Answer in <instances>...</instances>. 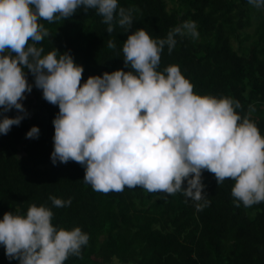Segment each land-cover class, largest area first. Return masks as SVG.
I'll return each instance as SVG.
<instances>
[{"label":"clouds","instance_id":"1","mask_svg":"<svg viewBox=\"0 0 264 264\" xmlns=\"http://www.w3.org/2000/svg\"><path fill=\"white\" fill-rule=\"evenodd\" d=\"M247 2L264 8V0ZM90 9L102 17L108 34L115 26L128 33L137 11L118 0H0V135L27 118L21 102L35 87L59 109L52 120V164L81 165L83 181L93 190L140 186L150 193H182L200 211L210 204L202 182L206 170L217 185L235 182L236 207L264 202V137L251 119L254 106L241 116L242 105L230 96L195 94L179 65L158 70L165 46L171 54L177 36L198 38L196 22H182L166 38H153L144 28L131 31L122 45L124 68L130 70L89 76L81 84L84 68L70 50L44 54L38 45L50 37L41 21H64ZM107 46L116 48L113 40ZM13 109L18 114L10 118L6 114ZM38 137L35 126L25 136ZM49 200L56 208L71 205V198ZM53 215L36 204L26 215L5 212L0 219L5 257L18 264H64L70 256L79 257L88 234L79 227L54 226Z\"/></svg>","mask_w":264,"mask_h":264},{"label":"trees","instance_id":"2","mask_svg":"<svg viewBox=\"0 0 264 264\" xmlns=\"http://www.w3.org/2000/svg\"><path fill=\"white\" fill-rule=\"evenodd\" d=\"M133 13L132 29L115 26L113 33L95 10H77L70 19L49 24L39 47L44 54L53 48L70 50L84 68L83 84L124 68L122 45L131 31L146 29L153 38H166L169 30L186 20L196 22L199 36H177L171 54L165 46L159 71L179 65L193 84L195 94L239 101L241 116L249 106L251 119L264 137V8L247 0H118ZM109 40L116 44L108 48ZM25 72L27 70L25 69ZM28 82L33 83L29 74ZM21 103L28 116L7 135H0V219L5 212L26 215L29 205H45L53 212L58 228L75 227L88 234L89 242L79 257L64 264H264V202L245 207L234 205V181L216 184L214 174L203 171L202 182L210 204L197 211L196 202L182 193L168 195L125 186L121 192H98L83 181L84 168L69 161L53 165L54 128L57 106L42 98L33 87ZM16 110L6 115L15 117ZM39 128L37 139H26L31 127ZM186 182L182 187H186ZM50 196L71 205L56 208ZM0 264L9 261L0 245Z\"/></svg>","mask_w":264,"mask_h":264},{"label":"rangeland","instance_id":"3","mask_svg":"<svg viewBox=\"0 0 264 264\" xmlns=\"http://www.w3.org/2000/svg\"><path fill=\"white\" fill-rule=\"evenodd\" d=\"M26 94V96H31V93H25Z\"/></svg>","mask_w":264,"mask_h":264}]
</instances>
